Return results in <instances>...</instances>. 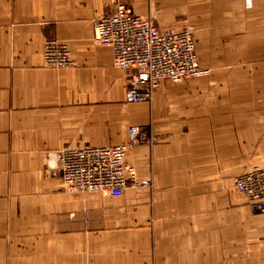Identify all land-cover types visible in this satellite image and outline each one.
<instances>
[{
  "label": "crops",
  "instance_id": "0c3cea01",
  "mask_svg": "<svg viewBox=\"0 0 264 264\" xmlns=\"http://www.w3.org/2000/svg\"><path fill=\"white\" fill-rule=\"evenodd\" d=\"M120 6L192 31L208 74L130 103L129 73L93 41ZM48 41L70 48L71 68L44 67ZM132 125L152 187L67 194L61 152L128 145ZM260 165L264 0H0V264H259L264 214L233 179Z\"/></svg>",
  "mask_w": 264,
  "mask_h": 264
},
{
  "label": "built area",
  "instance_id": "2783aa9c",
  "mask_svg": "<svg viewBox=\"0 0 264 264\" xmlns=\"http://www.w3.org/2000/svg\"><path fill=\"white\" fill-rule=\"evenodd\" d=\"M94 43L112 52L113 67L129 73L131 87L125 91L133 104L151 101L162 82L182 83L207 75L200 66L197 46L190 30L162 33L151 18L120 6L114 15L95 21ZM44 67L64 70L74 65L68 46L48 41L43 51ZM145 128H129V144L66 149L59 159L67 194H100L118 199L129 190L149 188L129 161V151L146 141ZM234 188L246 197L252 209L264 214V167L233 179Z\"/></svg>",
  "mask_w": 264,
  "mask_h": 264
},
{
  "label": "rangeland",
  "instance_id": "374dc122",
  "mask_svg": "<svg viewBox=\"0 0 264 264\" xmlns=\"http://www.w3.org/2000/svg\"><path fill=\"white\" fill-rule=\"evenodd\" d=\"M246 4H247V6H251V0H246ZM130 9H132L131 7H130ZM133 10V9H132ZM116 14V13H115ZM114 15V14H113ZM207 72V71H206ZM208 73V72H207ZM196 79V78H195ZM191 80V79H190ZM186 81H188V80H186ZM185 82V81H184ZM183 83V82H182ZM155 95V94H154ZM153 99H154V97H153ZM153 99L151 100V101H149V102H147V103H152V101H153ZM132 126H138V125H132ZM132 126H130V127H132ZM129 127V128H130ZM143 127V126H142ZM131 150L129 151V155H128V157H129V159H131V160H129V161H131L132 162V158H131ZM62 153V152H61ZM132 164L136 167V165L132 162ZM260 167H264V165H260ZM137 168V167H136ZM137 171H138V168H137ZM141 180V179H140ZM142 181H149L150 182V184H151V186L150 187H152V182H151V180H142ZM250 204V203H249ZM242 246H244V245H242ZM259 264H264V259L263 258H260V260H259Z\"/></svg>",
  "mask_w": 264,
  "mask_h": 264
},
{
  "label": "bare ground",
  "instance_id": "6f19581e",
  "mask_svg": "<svg viewBox=\"0 0 264 264\" xmlns=\"http://www.w3.org/2000/svg\"><path fill=\"white\" fill-rule=\"evenodd\" d=\"M140 104V103H139Z\"/></svg>",
  "mask_w": 264,
  "mask_h": 264
}]
</instances>
